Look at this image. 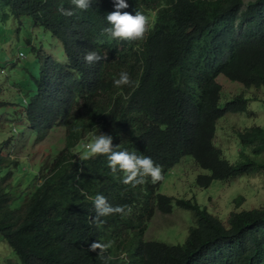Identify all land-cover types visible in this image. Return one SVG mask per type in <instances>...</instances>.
I'll list each match as a JSON object with an SVG mask.
<instances>
[{
    "label": "trees",
    "instance_id": "1",
    "mask_svg": "<svg viewBox=\"0 0 264 264\" xmlns=\"http://www.w3.org/2000/svg\"><path fill=\"white\" fill-rule=\"evenodd\" d=\"M126 3L121 12L146 17L141 38L113 39L103 32L108 26L104 16L115 10L113 0H92L85 10L75 9L70 0L21 1L32 22L80 52L46 60L43 70L36 61L29 64L36 84L17 106L41 121L32 128L36 138L62 129L63 146L42 166L40 182L17 210H4L9 196L0 173L1 236L20 264H264V202L230 211L224 224L195 201L177 198L176 206L194 214L183 243L143 239L154 212L172 210L174 198L158 187L183 156L209 172L197 176L203 187L212 180L264 173V126L235 132L246 149L233 163L213 142L218 119L245 112L250 101L239 93L220 106L217 77L264 89V0ZM88 51L102 59L85 62ZM77 56L81 60L71 64ZM121 71L128 73L130 84L115 86L112 81ZM13 116L22 118L21 112L10 111L5 120ZM100 133L112 136L116 150L150 157L161 178L126 185L103 155L77 157L83 142ZM96 194L122 211L94 222ZM242 200L233 199L235 208ZM94 241L111 242L104 253L110 259L98 256L99 249L88 250Z\"/></svg>",
    "mask_w": 264,
    "mask_h": 264
},
{
    "label": "rangeland",
    "instance_id": "2",
    "mask_svg": "<svg viewBox=\"0 0 264 264\" xmlns=\"http://www.w3.org/2000/svg\"><path fill=\"white\" fill-rule=\"evenodd\" d=\"M28 23L25 22L23 29L18 32L12 30L11 27L0 29V63L6 68V60L11 57L16 50L15 40L18 36H26L31 40L29 34L30 29L27 28ZM34 27V26H33ZM35 28V27H34ZM33 28V29H34ZM37 30L34 29V32ZM42 41V52L50 46L52 52L62 55L55 46L52 38L40 37ZM32 41V40H31ZM39 47V46H38ZM37 47V48H38ZM27 56H30V49H23ZM10 59V58H9ZM17 62L16 55L13 60ZM23 64V60L19 65ZM9 67H13L9 64ZM8 73L11 70L7 69ZM217 82L221 85V94L219 105L232 98L234 95L243 93L250 101H248L247 110L245 112L226 113L218 119L216 123V132L214 137V145L221 149L224 157L231 163L238 159V151L246 149L242 146L235 134L238 130L252 125L264 126V89L263 88H245L238 82L228 80L226 77L219 75ZM6 82L10 83L9 79ZM27 89L21 91H13V102H18L20 95L27 96ZM5 119L4 113L0 114V132H5L3 137L7 135V125L3 123ZM20 121L14 120L17 129L18 138L13 139L10 155L17 156L20 161H26L25 167L35 166L40 168L48 158L49 147L62 145L64 132L60 128L49 132L42 142H29L26 132L18 130ZM89 138L88 142L90 141ZM87 142V143H88ZM82 149H79L77 157H82ZM33 169L23 170L18 175L21 181L14 184L15 190L24 189L34 174ZM209 172L198 167L191 156L185 155L171 169L164 173L162 182L158 190L160 193L173 197L172 210L168 214L154 212L149 220L143 234L144 240H157L167 244H181L186 238L188 229L194 225V214L192 211L180 208L175 205V199L184 198L195 201L201 208L217 216L226 224V220L230 211L258 208L264 202V173L258 172L250 175H238L224 180H212L208 187L199 185L196 180L199 174H208ZM27 196V192L20 196L22 201ZM242 196L243 200L238 208H235L233 199ZM19 197V196H18ZM17 202H14L16 204ZM11 264H20L18 258L13 254L12 250L7 246L5 241L0 238V264H5V259Z\"/></svg>",
    "mask_w": 264,
    "mask_h": 264
},
{
    "label": "clouds",
    "instance_id": "3",
    "mask_svg": "<svg viewBox=\"0 0 264 264\" xmlns=\"http://www.w3.org/2000/svg\"><path fill=\"white\" fill-rule=\"evenodd\" d=\"M22 0H0V29H5L7 27H11L12 31L16 30L20 32L23 29L24 23H28V30L31 36V40L26 36H18L15 40L16 50L15 53L6 60V68H3L0 63V107L3 109L5 115V119L7 118V114L10 111L21 112L22 118L16 119L13 116V120L6 121L4 119L3 123L7 125V135L3 137L5 132H0V173L1 176L4 177L3 186L5 187V192L8 194L9 198L4 204V210H17L19 209L29 193L32 191L34 186L40 182V177L43 173L40 172L42 166H46L47 160L50 156H52L56 150L60 149L56 148V146L49 147L48 158L44 162V164L37 169L35 166L25 167L26 161H20L17 156L12 157L10 155L12 148V140L18 138L17 129L14 125V120L20 121L18 124V130L20 132H26L27 139L29 142H42L44 136L41 138H36L34 133L32 132V128L35 126L41 125V121L34 122V119L37 118V115L31 111L28 115V111L24 110L22 106H17V102H13V91L16 89L21 91L22 89H27V95L30 93L31 83L36 84V81L32 78L29 71V64H33L34 61L37 62V67L41 70L44 68L45 61L48 60L50 63L57 62V60H61L62 57H65V52L70 51H80L75 50L72 47L64 45L60 39H56L49 31L43 30L39 25L35 24L31 21V16L26 12L25 8L22 9L20 7ZM71 4L75 7V9L85 10L90 7L92 0H70ZM128 7L126 0H113V8L114 11L107 13L104 16V20L107 22V27L103 29V32L107 34L109 38H121V39H136L141 38L145 32V24L146 17L139 11H135L134 14H129L128 12H121L120 9H124ZM61 13L64 15H71V10H63L61 9ZM35 28H34V27ZM37 31L34 32V29ZM48 33V35H46ZM43 34V35H42ZM40 37L52 38L55 42V46L58 47V51L62 53V55H58L52 52L51 47L48 46L45 52H42V41ZM1 39V35H0ZM39 46V47H38ZM24 47H28L30 49V56H27ZM38 47V48H37ZM16 55L17 62L12 61L14 56ZM59 56H62L59 58ZM102 57L96 51H88L84 55L85 62L92 63L95 61L101 60ZM23 60V64L19 65V62ZM81 58L79 56L72 59L71 64L74 62L80 61ZM9 64L13 67H9ZM7 69L11 70V73H8ZM38 68H36V71ZM34 71L33 73H35ZM6 79L10 80V83L6 82ZM26 82V84H25ZM50 82V81H47ZM23 83L25 85H23ZM41 83V82H40ZM112 83L115 86H122L130 84L129 75L125 71H121L117 79H114ZM51 97L53 101L56 99V90L52 88ZM20 101H25L26 97L20 95ZM0 113V114H1ZM30 117L31 121L28 120ZM9 125L10 130L14 133V136L9 137ZM47 136V134L45 135ZM112 136L104 133H100L98 135H93L90 141L83 142V151L82 155L85 158L94 157L96 155H103L106 159L107 166L112 173L120 172L121 183L129 184L131 183L133 186L136 184L144 183L145 177H150L152 182L158 181L160 176V167L158 164H154L153 160L145 155H138L136 152L127 151L125 149L116 150V147L112 145ZM82 156V157H83ZM80 158V157H79ZM33 169L34 174L31 180L28 182L26 187L20 190L14 189L15 182H19L22 180V177L18 180V175L22 173L23 170ZM2 171V172H1ZM27 192V196L20 201V196ZM19 196V197H18ZM10 199V200H9ZM14 202H17L14 204ZM92 206L95 211V216L92 218L93 221H98L100 217L107 216L111 213H119L122 211L121 207L111 206L107 199L100 194H96L92 200ZM160 213V212H159ZM149 222V221H148ZM148 224V223H147ZM5 243L7 241L1 236ZM111 242H100L94 241L89 245V251H95L99 249L97 253L98 256L107 261L104 257V253L106 249L110 246ZM8 246V245H7ZM124 255V254H122ZM9 259H5V264L10 263ZM20 262V261H19ZM11 264V263H10Z\"/></svg>",
    "mask_w": 264,
    "mask_h": 264
}]
</instances>
